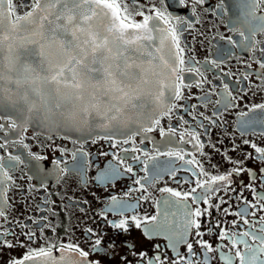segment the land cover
I'll return each instance as SVG.
<instances>
[{
    "label": "snow or ice",
    "instance_id": "obj_1",
    "mask_svg": "<svg viewBox=\"0 0 264 264\" xmlns=\"http://www.w3.org/2000/svg\"><path fill=\"white\" fill-rule=\"evenodd\" d=\"M204 2L159 0L161 7L152 0L144 8L140 0H131L136 7L130 11L128 0H25L22 5L0 0V247L24 249L9 264H101L90 257L110 255L116 247L114 242L105 247L90 228L89 251L60 241L59 225L51 218L58 214L47 198L37 206L39 215L26 220L11 215L9 192L18 187L15 172L27 165L10 146L23 149L33 161L45 159L25 142L34 112H42L50 128L87 130L93 142L104 140L113 149L112 160L94 179L114 186L127 178L131 185L122 196L109 197L105 213L114 219L102 213L103 219L117 234L127 236L136 229L148 240L166 242L163 250L153 244L151 255L127 243L137 264H212L214 259L219 264H264V140L251 139L264 138V103L239 113L240 143L233 139L222 150L225 140L213 142L211 135L214 127L223 126L224 113L240 107L251 91L248 87L237 94L235 86L254 75L256 87L264 91V0H237L239 15L228 26L232 35L214 37L229 47L218 48L220 58L201 61L182 39L192 31L193 21L169 8H189L195 17ZM217 10L228 14L226 0H220ZM233 48L249 56L235 86L228 81L236 73L225 70V57L233 55ZM254 65V72L247 71ZM208 72L218 84H212ZM205 84L211 85L206 91ZM193 87L205 91L198 98L203 107L219 96L210 115L200 105L180 103ZM137 137L143 147L136 146ZM206 149L222 157L227 165L222 172ZM58 150L61 157L68 154ZM88 155L81 147L70 160L53 161V173L37 163L40 186L47 191L48 175L57 181L69 172L83 178ZM249 161L259 167H250ZM167 180L176 187H156ZM134 192L139 195L133 198ZM149 201L155 213L139 214L142 202ZM81 203L87 201H70L64 210Z\"/></svg>",
    "mask_w": 264,
    "mask_h": 264
},
{
    "label": "flooded vegetation",
    "instance_id": "obj_2",
    "mask_svg": "<svg viewBox=\"0 0 264 264\" xmlns=\"http://www.w3.org/2000/svg\"><path fill=\"white\" fill-rule=\"evenodd\" d=\"M16 2L22 5L25 3V0H16ZM128 2L129 10L132 11L136 5H133L131 0H128ZM151 2L152 0H140L144 8H147ZM156 2L158 6L163 7L159 5V0H156ZM218 4H220V0H205L203 5L197 6V15L195 17H192L189 8H169L170 12H175L182 17H188L193 21L192 31L185 32L182 39L186 46L194 50L197 59L201 61L220 58L218 56V48H227L229 46L225 44V42L215 39L214 37L218 38L220 35H232L228 30V26L231 25L232 20L239 15V9L236 7L237 0H226L228 14L218 12ZM190 6L191 5H189V7ZM21 11H23V8H21ZM136 18L139 19V17ZM196 20H199V23H195ZM232 53V56L225 57V70H231V72L236 73V76L228 81L235 86V79H240V73L246 70L244 63L248 61L249 56L239 48H233ZM247 71L254 72L255 65L252 69H247ZM207 75L212 84L219 83L213 72H208ZM257 83L259 82L256 81L253 75L251 80L242 81L240 85L235 86L237 87V94H242L240 92L241 89L247 91L248 87L251 88V91L245 99L240 102V107L229 109L224 113L222 117V127H214L212 129L211 135L213 142L218 138L225 140V144L220 146L222 150L230 148L231 140L233 139L236 140L237 143H240L241 138L238 129L239 113L247 110L246 106L264 103V91L256 87ZM210 86V84H205L203 88L206 91ZM205 91H202L201 88L193 87L190 92L186 91V96L189 98L180 103L188 106L193 104L200 105V111L210 115L215 107L214 102L219 99V96H212L211 99L213 103L209 104L207 107H203L202 102L198 98L203 96ZM178 115H184V113L180 112ZM185 118L191 119L187 116ZM173 122H175V118ZM12 135L14 136L15 134L13 133ZM24 135L26 137L25 142L30 145L31 151L35 154L44 156L45 159L39 162L33 161L27 156L23 149L10 146L14 152L22 155L27 165H22L17 169L15 175L18 177V187L9 192L10 200L13 203L11 212L13 217L26 220L30 215H39L40 213L37 211V206L42 205L45 198H47L49 206L58 214L51 218L59 225L57 231L60 241L75 242L85 251H89L91 248V240L87 235V229L90 228L94 230L97 237L102 239L105 247L113 242L115 243L116 247L112 254L103 257L93 254L90 257V259L93 260L100 259L101 264H126V261L127 264H137V259L132 256L127 249V243H134L136 251H145L148 252L149 255L153 253V244L155 243H159L163 250L166 242L162 239L148 240L143 236L140 230L136 229H132L127 236L117 234L103 219L102 213L107 214L110 220L114 219L111 213H105L106 203L109 197L112 195L122 196L123 193L127 191L129 185H131V180L127 178L116 181L114 186L111 184L104 186L96 183L94 177L112 160L113 149L110 148L108 142L104 140L93 142L92 138L77 139L69 138L61 134H47L33 130L29 126ZM150 135L156 141H159L158 134L153 133ZM139 139L140 138L137 137L136 146L143 147L144 145L139 144ZM251 139L255 140L257 143H261L262 140H264V138L260 136H254L251 137ZM145 143L147 148L151 150L153 145L147 141ZM81 147L89 154L87 157V171L84 173L83 178L78 173L69 172L57 181L55 175H48L45 179V187L47 188V191H45L44 188L40 186V178L35 175L34 166L39 163L45 173H53L55 172L53 161L57 159L70 160L71 153ZM241 147L246 148V146L243 145ZM59 148L67 149L68 154L61 157L60 151L58 150ZM206 150L211 152L212 162L218 164L222 172L227 167L222 157L211 149ZM104 153H108V155H104ZM232 155L235 156L236 154L233 153ZM248 164L252 168L259 167L252 161H249ZM179 175L183 177L186 173L180 172ZM29 176H32L33 179L29 180ZM244 182H247L246 176ZM165 183H167L168 186L176 187L175 183L171 180L161 181L156 187L165 186ZM237 183H239V181ZM30 185H35L36 187L29 190ZM152 191L154 197L158 198L159 193L156 192L155 189ZM138 195L139 193H132L133 198ZM70 201H87V203H81L76 207H69L67 211H65L64 205L69 204ZM52 202H54V204ZM81 208L84 210L81 211ZM138 211L141 215L145 213L153 214L156 208L151 201L142 202V206ZM229 219L232 218L229 217ZM204 238L210 240L214 245L217 243L213 237L205 236ZM21 239H23V237H21ZM52 240L56 241L55 233L52 234ZM168 252L172 254L171 250H168ZM23 253V248L0 247V264H9L11 260L21 257ZM212 264H219L218 259L212 260Z\"/></svg>",
    "mask_w": 264,
    "mask_h": 264
},
{
    "label": "water",
    "instance_id": "obj_3",
    "mask_svg": "<svg viewBox=\"0 0 264 264\" xmlns=\"http://www.w3.org/2000/svg\"><path fill=\"white\" fill-rule=\"evenodd\" d=\"M11 114L16 115L14 110H12ZM32 116H33L32 122L30 123L29 127H31L33 130L44 132L47 134H61L63 136H68V137L77 138V139L91 138L87 130L81 131V132H67L66 133L65 131L61 129H54V128L48 127L42 121V117H43L42 112H34Z\"/></svg>",
    "mask_w": 264,
    "mask_h": 264
}]
</instances>
